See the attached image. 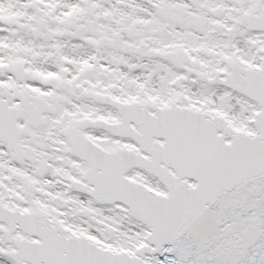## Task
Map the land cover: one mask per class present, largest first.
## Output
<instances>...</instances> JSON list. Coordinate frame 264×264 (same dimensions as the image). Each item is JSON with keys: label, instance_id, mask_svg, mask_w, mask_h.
I'll return each mask as SVG.
<instances>
[{"label": "snow or ice", "instance_id": "snow-or-ice-1", "mask_svg": "<svg viewBox=\"0 0 264 264\" xmlns=\"http://www.w3.org/2000/svg\"><path fill=\"white\" fill-rule=\"evenodd\" d=\"M0 264H264V0H0Z\"/></svg>", "mask_w": 264, "mask_h": 264}]
</instances>
